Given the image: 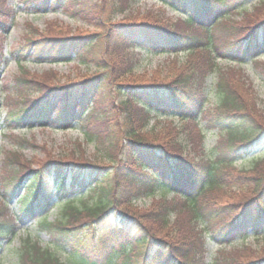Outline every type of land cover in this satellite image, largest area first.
<instances>
[{
  "label": "trees",
  "instance_id": "1",
  "mask_svg": "<svg viewBox=\"0 0 264 264\" xmlns=\"http://www.w3.org/2000/svg\"><path fill=\"white\" fill-rule=\"evenodd\" d=\"M69 1L45 4L51 2L75 16L96 8L98 22L104 19L106 6L99 3L105 0H94L91 6L72 0L76 8H68ZM131 1L136 0L124 3ZM165 2L186 14L181 23H110L105 18L101 32L92 36L46 37L13 52L64 61L74 55L81 62L94 60L103 69L92 78L61 85L23 72L7 87L18 97L5 118L7 129L75 127L84 133L85 143L94 145L96 156L86 161L84 151H70L43 159L28 157L23 148L39 146L26 136L10 135L17 148L5 153L0 164V253L9 246L5 241L18 235L20 221L36 219L37 230L48 234L55 247H67L71 255L102 264H264V244L260 249L246 243L224 247L211 262L207 259L208 234L227 246L237 237H249L250 230L258 235L264 229V158L248 169L235 167L240 155L264 142V123L229 80L230 68L214 66L218 79L212 107L205 92L208 76L195 63L167 73V78L158 72L160 67L151 77L133 76L142 49L168 54L205 49L223 59L252 58L259 66L264 0L253 14L245 7L247 0ZM114 4L112 16L123 14L125 6ZM92 12L88 9L86 14ZM0 29H8L5 17H0ZM112 36L123 55L110 60L104 56L110 50L102 51L101 46V58L93 55L92 47L99 45L92 44L110 42ZM155 109L178 113L188 124L174 145L144 138ZM202 124L219 130L214 156H206L203 149ZM193 133L201 140L195 153L189 149ZM52 184L54 189H49ZM161 191L165 194L157 197ZM144 196L156 199L140 213L136 204ZM56 201L62 203L59 215L49 220L43 213ZM20 245L15 250L19 264H68L30 236Z\"/></svg>",
  "mask_w": 264,
  "mask_h": 264
},
{
  "label": "rangeland",
  "instance_id": "2",
  "mask_svg": "<svg viewBox=\"0 0 264 264\" xmlns=\"http://www.w3.org/2000/svg\"><path fill=\"white\" fill-rule=\"evenodd\" d=\"M124 1L126 0L101 1L99 4L101 6H106V13L103 17L104 19L98 22V14H95L97 13L96 8L88 7L85 12H81L79 15L75 16L70 12L67 13L62 8H52L50 5L45 7L44 4H41L43 0H0V17H5L6 28H8L7 30L0 29V55H2V63L0 66V164L5 153L10 152L13 148H17L15 141L10 135L16 136L19 139L22 138V135L26 136L28 139H33L34 144L39 146L23 148L24 154L28 157L35 154L37 157L43 159L49 153L53 154L62 152V154H65L70 151H77L78 153L84 151L86 155H88L84 158L86 161L88 160V157L91 159L96 156L94 145L85 143L84 134L77 128L63 131L55 126L33 127L31 129L21 126L20 128L7 131L4 126V120L7 117L8 111L12 109V105H15L13 103L18 99L17 94L10 91L11 88L8 89L7 87H10L13 84L14 77L20 73L26 72L36 80L52 81L53 83L61 85L66 81L72 82L77 79L82 80L84 76L92 78V76L100 72L103 68L99 67V64L94 60L91 62H80L78 57H75L74 55L73 59L64 61L47 57L45 54L40 53H38V55L31 54L26 55L25 57H19L14 56L13 52L18 50L17 48L21 45L24 46L31 41L45 39L46 37H59L66 35L92 36V34L101 32L99 25H102L105 18H107L110 23L159 21L166 25L173 26V24L180 22L179 19L184 17L181 10L177 11L176 9L170 8L166 5L165 0H136L129 2V4L124 3ZM259 1L260 0H247L245 7L249 9L251 14L257 11V4ZM84 2L90 6L96 3L94 0H85ZM113 3H117L114 4L116 7L125 6L124 13L117 15L115 13V15L112 16L110 8ZM71 6H74L75 8L77 7L72 0L67 4L68 8ZM218 7L219 10H222L223 8L221 6ZM88 9H92L93 14H86L88 13ZM247 22H249V20H247ZM216 34L218 35V33ZM224 40L223 37L221 42L223 43ZM94 44L99 46L92 47L93 55L95 54L99 58H101V56L97 53V50L100 46L102 51L107 52L110 50V53H104V56H107L110 60H116L115 58L118 59L123 55V50L117 48L120 46L114 41V36L111 37L110 42H103L102 44L94 42L92 46ZM139 53L141 54V57L137 70L133 73V76L135 77L140 74L151 77L159 67L158 72L162 71V75L165 76L167 73H171L181 68L182 65L186 63L188 64V62L195 63L205 74H207L206 76H209L206 95L208 96V105L210 107H212L211 105H213L217 99L214 82L216 81V77L218 79V75L217 72H213L214 66L230 68L229 80L234 83L235 89H237L242 95L247 104L254 108L253 111L257 114L262 124L264 123V73L262 71L261 74L259 71V69L264 70V52H262L261 59H259V66L255 64V61L252 62L250 59H246V61L243 62H228L219 57L217 53L211 55L209 51L205 49H197V51H194V53L191 54L181 52L179 55L175 56L165 53L148 54V51L144 49ZM88 58L91 59L92 57L88 55ZM6 89L8 90L6 91ZM157 116L160 121L155 123L154 126L151 125L146 130L144 129V138L147 140H155L159 144H167L170 142L169 146L174 145L178 142L174 139L177 138L178 134L182 133L183 127L185 125L188 126V124L186 123L184 125V123L178 118L171 121L168 118L162 117L160 114H157ZM157 116H155V118ZM202 126L205 134L203 149L206 152V156H214L215 153L217 154L216 145L220 139L219 130L204 127V124H202ZM192 136L194 140L189 144V149L195 153V150H197L201 144V140L196 133H193ZM197 141V148H194ZM25 145L29 146V144ZM200 151L203 152L202 149H200ZM261 157H264V142H261L259 145L251 146L247 152L240 155L235 162V167H237V169L240 167L251 168L256 162L255 160L261 159ZM51 188H54V185H51ZM158 194V196H161L165 193L161 191ZM166 195L169 197L172 196L167 193ZM176 198L179 197L176 196ZM154 201V199L148 198L144 201V205L141 206L139 212L143 213L145 210H148ZM61 206L62 203L58 201H56L55 204L52 203V205L46 210L49 220L57 218ZM19 223L18 235L9 241L6 240L4 243L7 245V242H10L8 248L4 247L3 251L0 253L1 264H19V259L15 250L17 247L21 246L22 239L28 235L37 239L43 247H48L56 254H59L63 260L68 261V264H102V261L99 262L98 259V261H94L92 258L89 260L84 259L81 256L71 255L70 249L67 247H55L54 244L51 243L48 234L36 231V220H24ZM249 234V237L246 239L239 237L235 238L227 249H231V247H241L243 243L253 245L260 249L264 244V237L259 236H264V229H261L258 232V235H256L253 230H250ZM207 247V259L211 262L212 257L216 255L220 247L215 241H210L207 244ZM9 249L12 250L10 251ZM118 262L124 263L121 259Z\"/></svg>",
  "mask_w": 264,
  "mask_h": 264
}]
</instances>
